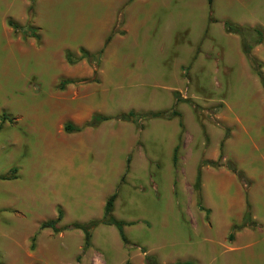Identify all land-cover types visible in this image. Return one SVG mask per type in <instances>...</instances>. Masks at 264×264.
Wrapping results in <instances>:
<instances>
[{
	"label": "rangeland",
	"instance_id": "374dc122",
	"mask_svg": "<svg viewBox=\"0 0 264 264\" xmlns=\"http://www.w3.org/2000/svg\"><path fill=\"white\" fill-rule=\"evenodd\" d=\"M106 12L110 33L122 24L94 75L79 50L100 38ZM225 21L262 32L250 55L264 77V0H212L211 10L206 0H0V264H264V90ZM109 76L116 88L139 76L121 87L138 95L111 99ZM174 93L184 102L174 106ZM63 99L105 101L96 115L110 120L78 124L56 111ZM172 110L179 117L114 119ZM114 193L128 244L99 226L83 250L70 228L99 220ZM236 201L240 213L227 215ZM58 217L57 231L40 229Z\"/></svg>",
	"mask_w": 264,
	"mask_h": 264
},
{
	"label": "trees",
	"instance_id": "16d2710c",
	"mask_svg": "<svg viewBox=\"0 0 264 264\" xmlns=\"http://www.w3.org/2000/svg\"><path fill=\"white\" fill-rule=\"evenodd\" d=\"M206 2H207V6L209 7V10H211L212 0H206ZM31 11H32V9L30 8L29 9V17L31 16ZM121 22H122V20H120L116 24L115 28L112 30L110 35L107 37V39H106V41L104 43V47L110 42L112 37L117 34L116 30H117L118 25L122 24ZM7 24L14 31V33L21 34L23 36V38L38 39V35L36 34L35 30L33 29V27L29 23H27L24 26H20L19 24L15 23L13 21H8ZM223 26H224V30H225L226 33L235 34V35H238L240 37L242 51H243V53H244V55H245V57H246V59L248 61V64L250 65L251 69L258 76V78L260 80V83L262 85V88L264 90V77H263V75H262V73L260 71V65L250 55L251 50L254 47H256L259 44H261V42L263 41L262 32L257 30V29H249V28H246V27L236 26V25H234V24H232V23H230L228 21H225L223 23ZM102 50L97 52V53H94V54H90L89 52H87V51H85L83 49L79 50V53H80V58L79 59L80 60L84 59V60H86V62L89 65L94 66V71H93L94 75L97 72L96 68L98 67L99 62H100V57H101V54H102ZM66 58H67L68 61L70 60L69 62H73L72 61V57H71V55L69 53L66 54ZM69 83L70 82H64V83H62L60 85V87L63 88L65 85H67ZM173 97H174V102H175L174 106L177 103L184 102V100L181 98L179 93H174ZM141 115L142 114H136V113L130 111L127 114L115 117L114 119L115 120H119V121H123V122H131V123L137 125L139 119L141 117H144V116H146L148 118H151V119H157V118L165 119V118H173V117H176V116L179 117V114L176 113L173 110L170 111V112H157V113H150L148 115H143V116H141ZM108 120H110V118L99 116V115H94L92 120H91V122L87 126L94 127V126H96V125H98V124H100L102 122L108 121ZM180 127L183 128L181 123H180ZM79 130H80L79 128L73 127L70 124H65V126H64V131L66 133L78 132ZM178 150H179V147L176 146L174 151H173V164L174 165H176L177 160H178ZM202 164H206V165H209V166H212V167L216 166L215 163H202ZM229 168H230L231 171H233L236 174L237 179L240 182V184L245 187L246 186V180H245L243 174L240 173V172H237L236 169L232 165H230ZM13 172L14 171L12 170L11 173H13ZM199 181H200V169L198 168L197 173H196V186H198ZM115 200H116V194L115 193L112 194L111 196H109L106 199L105 205H104V208H103V214H102V217L99 220H91V221L86 222V223L73 224L72 227L70 228V229H73V230H78V231H80L82 233V235H83V250H86V249H88L90 247L92 233L99 226L114 227L117 230V232H118V236H119L121 242L124 245L128 244L126 236L124 234V227H125L126 224L124 222L116 220L113 217V215H112ZM247 218H248V213L246 212L245 219L247 220ZM59 219H60V217H58V219L55 220V221H50L48 223H43L40 226V229L51 228L54 231H57L55 229V225L57 224ZM232 237H233L232 234H230L229 238L232 239ZM77 260H79V259H77ZM127 264H129V263H127ZM145 264H156V262L154 261L153 258L146 257L145 258ZM174 264H192V263L191 262H176Z\"/></svg>",
	"mask_w": 264,
	"mask_h": 264
},
{
	"label": "crops",
	"instance_id": "0c3cea01",
	"mask_svg": "<svg viewBox=\"0 0 264 264\" xmlns=\"http://www.w3.org/2000/svg\"><path fill=\"white\" fill-rule=\"evenodd\" d=\"M105 16H106V21H105V24H104V26L102 27V29H101V32H102V34H101V36H100V38H98L97 40H96V42L94 43V44H91L92 46H89L88 48H86L88 45H86L85 46V48L90 52V53H92V54H94V53H97V52H99V50H100V48L102 47V41H103V39H104V37H106V34L107 33H110L109 31V29H108V26H107V23L109 22L110 23V21L109 20H111V19H109V17L107 18V16L109 15L107 12L104 14ZM255 15H256V13L254 12V17H255ZM111 16V15H110ZM247 19V18H246ZM255 21V20H254ZM107 26V27H106ZM111 28V27H110ZM111 32H112V30H111ZM110 35V34H109ZM108 35V36H109ZM101 51V50H100ZM54 62V61H53ZM142 77V76H141ZM105 79H106V77H105ZM121 79H123V81H121L120 83H118V84H120L121 86H120V88H116V85L117 84H115L113 81H112V79H111V76H109V80L107 81V86L108 87H114L116 90L114 91V92H112L111 94H109V95H111L110 97H111V99L114 97V98H116V96H119V97H121V96H123V98H126V97H130V96H132V95H138V94H129V95H125L124 93H125V89H124V92H123V90H122V86L124 85V84H128L129 82H131L132 84H138L139 83V85H141L142 84V82H141V78L138 76V77H135V76H132V77H130V79H125L124 77L123 78H121ZM125 80V81H124ZM122 83H123V85H122ZM131 84V85H132ZM118 86V85H117ZM97 92H99L101 95H102V97H104V96H109V95H107V93L109 92H107V91H105L104 90V87H101V91L100 90H97ZM83 93H85V95H89V93H91V91H90V89H87V91L86 92H83ZM125 100V99H124ZM129 100V99H128ZM118 101V100H117ZM65 102H67V100L66 99H63V100H61V101H59V102H54L55 103V105H56V111H58V112H60V113H63V114H65V116H73V119L74 120H76V122L79 124H89L90 122H91V120H92V118H93V116L94 115H96V113L99 111V112H102V111H104L105 109H108L109 107H105V106H103V107H101V106H95V107H92V103H90V104H88L89 106H87L85 103H83V104H79V103H75V100H73L71 103L73 104H71V103H65ZM105 102V101H104ZM103 102V103H104ZM75 103V104H74ZM103 103H101V104H103ZM106 104H107V102H105ZM118 103H121V101H118L117 102V104ZM128 103V104H127ZM126 104H127V106H129V107H134V104L133 103H131V102H127ZM49 104V103H48ZM71 104V105H70ZM125 104V103H124ZM46 107H49V105L48 106H46ZM140 107V106H139ZM77 108V111L76 110H74V109H76ZM46 110H48V109H46ZM45 110V111H46ZM69 110L70 111H72V110H74L73 111V113H72V115L71 114H69ZM181 113V112H180ZM43 115V114H42ZM39 118H48L46 115H43V116H39ZM168 133H169V130H168ZM170 135V136H169ZM169 135H164V137H169V139H170V137H172V133L171 134H169ZM111 137H109L108 139H110ZM85 139H89V141L90 140H92V139H96V138H94V137H88V138H85ZM171 172H174L173 170H171V169H169L168 170V172H167V175L169 176V179H170V177H172L171 176ZM175 173V172H174ZM51 174V173H50ZM55 173H53V174H51V175H54ZM166 175V176H167ZM69 177H73V175H72V173L71 174H69ZM240 205H239V202L238 201H236L235 202V204H233V205H229L228 204V206H227V215H235V213L238 215L239 213H240ZM224 226H222L221 228H223V227H227V224H230L228 221H227V217H225L224 218ZM127 263H129V262H127L126 261V263L125 264H127ZM130 264V263H129Z\"/></svg>",
	"mask_w": 264,
	"mask_h": 264
},
{
	"label": "bare ground",
	"instance_id": "6f19581e",
	"mask_svg": "<svg viewBox=\"0 0 264 264\" xmlns=\"http://www.w3.org/2000/svg\"><path fill=\"white\" fill-rule=\"evenodd\" d=\"M99 106H101V104H99Z\"/></svg>",
	"mask_w": 264,
	"mask_h": 264
}]
</instances>
